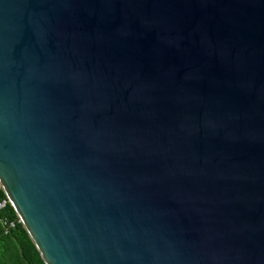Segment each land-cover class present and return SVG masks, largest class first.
<instances>
[{
    "label": "water",
    "instance_id": "95a60500",
    "mask_svg": "<svg viewBox=\"0 0 264 264\" xmlns=\"http://www.w3.org/2000/svg\"><path fill=\"white\" fill-rule=\"evenodd\" d=\"M0 190L43 264H264V0H0Z\"/></svg>",
    "mask_w": 264,
    "mask_h": 264
},
{
    "label": "trees",
    "instance_id": "16d2710c",
    "mask_svg": "<svg viewBox=\"0 0 264 264\" xmlns=\"http://www.w3.org/2000/svg\"><path fill=\"white\" fill-rule=\"evenodd\" d=\"M3 197L0 190V198ZM3 217L15 218L11 207L0 213V219ZM0 264H43L19 223L7 234L0 225Z\"/></svg>",
    "mask_w": 264,
    "mask_h": 264
},
{
    "label": "built area",
    "instance_id": "2783aa9c",
    "mask_svg": "<svg viewBox=\"0 0 264 264\" xmlns=\"http://www.w3.org/2000/svg\"><path fill=\"white\" fill-rule=\"evenodd\" d=\"M9 207L11 206L8 199L5 196L3 198H0V213L5 212ZM18 223L19 221L16 216L14 219H9L7 217H3L2 219H0V225L3 228L5 234L14 229L16 224Z\"/></svg>",
    "mask_w": 264,
    "mask_h": 264
}]
</instances>
